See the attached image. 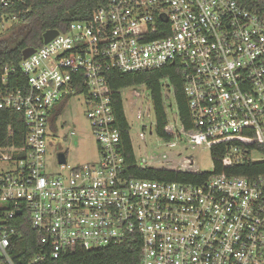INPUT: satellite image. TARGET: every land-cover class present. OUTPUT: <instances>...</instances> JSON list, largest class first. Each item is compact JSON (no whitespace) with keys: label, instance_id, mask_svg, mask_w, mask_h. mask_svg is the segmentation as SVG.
Segmentation results:
<instances>
[{"label":"built area","instance_id":"built-area-1","mask_svg":"<svg viewBox=\"0 0 264 264\" xmlns=\"http://www.w3.org/2000/svg\"><path fill=\"white\" fill-rule=\"evenodd\" d=\"M21 1L0 0V28L16 20L6 9ZM170 65L181 69L191 142L210 149L223 142L231 163H258L261 171L200 183L129 175L108 75ZM163 83L173 92L168 78ZM80 96L98 159L71 167L60 163L61 151L49 155V137L67 124L62 113L53 120L61 102ZM0 110L21 113L26 126L22 146L0 145V264H14L11 221L23 211L55 259L71 247L132 239L141 242L139 264H264V16L257 10L237 0H109L19 68L0 67Z\"/></svg>","mask_w":264,"mask_h":264},{"label":"trees","instance_id":"trees-1","mask_svg":"<svg viewBox=\"0 0 264 264\" xmlns=\"http://www.w3.org/2000/svg\"><path fill=\"white\" fill-rule=\"evenodd\" d=\"M240 4L255 9L264 16V0H237ZM109 0H23L8 7L7 13L16 14L9 26L0 28V67L19 64L23 51L28 47L38 48L44 44L43 34L50 29L66 31L75 21L89 20L94 12ZM168 78L173 88L178 113L184 129L192 130L191 111L184 92V80L178 65L162 69L123 73L111 70L108 75L110 93L116 118L121 130L123 153L129 175L136 178L182 182H204L214 174L257 173L262 165L245 163L234 165L228 160L225 143H214L211 156L214 169L207 172H194L173 168L144 167L139 165L131 138V125L127 119L122 91L127 87L144 86L150 92L156 115V132L165 140L173 137L164 96V79ZM139 92V90H136ZM64 99L54 113L53 120L60 115L67 104ZM13 127V134L8 131ZM26 126L21 113L0 110V145L16 143L22 146L25 141ZM18 234L13 239L9 255L14 264H139L141 242L128 240L105 248L87 250L81 246L69 248L60 258L50 255V248L39 242V236L31 225L29 213L23 211L11 221ZM47 254L46 259L34 262L36 255ZM1 261V258H0Z\"/></svg>","mask_w":264,"mask_h":264},{"label":"rangeland","instance_id":"rangeland-1","mask_svg":"<svg viewBox=\"0 0 264 264\" xmlns=\"http://www.w3.org/2000/svg\"><path fill=\"white\" fill-rule=\"evenodd\" d=\"M7 27V26H6ZM139 90L137 92L136 90ZM124 108L131 125V138L139 165L144 167L173 168L194 172L213 171L214 164L208 146L191 142L181 123L174 92L164 90L165 102L173 137L161 138L156 132V115L150 92L144 86L127 87L122 91ZM59 134L50 135L52 147L49 155L61 151L67 154L71 167L84 165L98 159V142L86 118L83 96L73 97L62 111ZM75 129L76 135H70Z\"/></svg>","mask_w":264,"mask_h":264},{"label":"water","instance_id":"water-1","mask_svg":"<svg viewBox=\"0 0 264 264\" xmlns=\"http://www.w3.org/2000/svg\"><path fill=\"white\" fill-rule=\"evenodd\" d=\"M59 32H60L59 29H50V30H47L43 34L44 43H48L49 41H51L53 38H55L59 34ZM33 52H35V48L34 47H28V48H26L23 51V58H27ZM58 158H59L60 163H66L67 162V157H66V153L65 152H60L58 154Z\"/></svg>","mask_w":264,"mask_h":264}]
</instances>
